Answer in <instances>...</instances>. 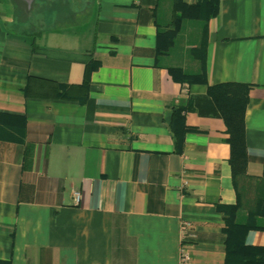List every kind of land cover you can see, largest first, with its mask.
Returning <instances> with one entry per match:
<instances>
[{"label":"crops","instance_id":"1","mask_svg":"<svg viewBox=\"0 0 264 264\" xmlns=\"http://www.w3.org/2000/svg\"><path fill=\"white\" fill-rule=\"evenodd\" d=\"M80 1L61 26L78 22ZM96 5L92 30L59 36L53 24L33 50L13 0H0V112L27 117L22 140L0 139V264H180L183 247L189 264H225L219 206L239 199L229 134L223 118L199 110L210 107L207 84L251 85L244 222L264 182V0H221L204 44L207 84L192 85L167 67L201 70L203 50H192L202 44L200 21H185L183 29L197 26L183 48L157 57L173 0ZM89 58L97 65L86 101L25 96L29 75L82 82ZM177 107L194 128L180 150ZM185 220L195 236L183 233ZM246 243L264 246V229L249 230Z\"/></svg>","mask_w":264,"mask_h":264},{"label":"trees","instance_id":"2","mask_svg":"<svg viewBox=\"0 0 264 264\" xmlns=\"http://www.w3.org/2000/svg\"><path fill=\"white\" fill-rule=\"evenodd\" d=\"M221 0H173V16L170 27L157 34V57L168 54L174 47L176 40L187 20L200 21L202 26V44L192 50L201 53V70L188 71L181 66H168L167 69L175 81L192 84H207L205 72L204 44L209 31V21L219 13ZM15 18L17 22L27 24L30 33L38 35L43 29L49 30L53 24L61 26L71 15V2L69 0H35L28 7L22 0H13ZM25 9H23V6ZM33 14H42V26L33 23ZM53 20L50 22V15ZM74 15V14H73ZM29 24V25H28ZM32 48L36 50L39 44L34 38ZM158 60V58H157ZM97 62L89 58L86 62L83 81L80 83H60L53 79L29 75L24 87L26 97L56 98L64 100H87L90 91L91 73L96 68ZM251 85L242 82H223L207 84L206 100L210 107L200 109L204 114L217 115L224 119L229 134L228 143L231 147L230 163L233 172V182L238 193V201L232 205H220L225 211L226 257L225 264H264V246L249 245L246 243L247 232L251 229H264V182L258 186V194L252 206L248 207L247 217L244 222L238 220V211L243 208L244 191L246 190L248 155L246 142L245 113L249 103ZM199 106H204V101H198ZM204 108V107H203ZM184 108L177 107L173 110L171 131L175 146L181 149L185 134L194 130L186 125L182 114ZM25 115L0 112V139L22 140L23 129L26 125Z\"/></svg>","mask_w":264,"mask_h":264},{"label":"rangeland","instance_id":"3","mask_svg":"<svg viewBox=\"0 0 264 264\" xmlns=\"http://www.w3.org/2000/svg\"><path fill=\"white\" fill-rule=\"evenodd\" d=\"M22 1L25 2V4L28 7H31L35 0H32L31 2H28L27 0H22ZM96 1L97 0H81L80 1L81 3L77 5L80 14L78 17V22L71 26L70 25L67 26L68 28L65 26H59L57 29H55L58 32L56 34L59 36H66V34H69V32H71L72 34L75 33V35L78 34L80 37L83 33L92 30L93 20L91 21V13H93L94 9L97 7ZM69 2H71V0H69ZM23 9H25L24 6ZM192 24L193 23L190 21L185 24V27L182 30L176 42L177 50H180L186 45V41L189 40V37H191V33L193 35L195 34V28L197 26L196 25L197 23H194L195 24L194 27ZM39 26H42V24H40ZM50 34L51 33H49V30L43 29L38 35L36 34V36L34 35V33H29V35L28 34L27 35L30 36L32 40L35 38L36 41L41 45V42L44 41L45 38L50 40L51 38Z\"/></svg>","mask_w":264,"mask_h":264},{"label":"built area","instance_id":"4","mask_svg":"<svg viewBox=\"0 0 264 264\" xmlns=\"http://www.w3.org/2000/svg\"><path fill=\"white\" fill-rule=\"evenodd\" d=\"M74 196H75V200L79 201L81 194L79 191H75ZM182 227H183V233L185 235L187 234L188 236L191 237L195 236V233L193 232V224L191 221L185 220L183 222ZM189 260H190L189 253L187 249L183 247L180 254V264H189Z\"/></svg>","mask_w":264,"mask_h":264},{"label":"water","instance_id":"5","mask_svg":"<svg viewBox=\"0 0 264 264\" xmlns=\"http://www.w3.org/2000/svg\"><path fill=\"white\" fill-rule=\"evenodd\" d=\"M27 1H28V2H31L32 0H31V1L27 0Z\"/></svg>","mask_w":264,"mask_h":264},{"label":"bare ground","instance_id":"6","mask_svg":"<svg viewBox=\"0 0 264 264\" xmlns=\"http://www.w3.org/2000/svg\"><path fill=\"white\" fill-rule=\"evenodd\" d=\"M29 1H31V0H29Z\"/></svg>","mask_w":264,"mask_h":264}]
</instances>
